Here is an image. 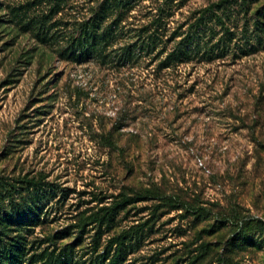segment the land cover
Segmentation results:
<instances>
[{"label":"rangeland","instance_id":"obj_1","mask_svg":"<svg viewBox=\"0 0 264 264\" xmlns=\"http://www.w3.org/2000/svg\"><path fill=\"white\" fill-rule=\"evenodd\" d=\"M25 1L0 0V18L7 5ZM95 1L76 0L66 19L87 16ZM164 1L139 3L122 23L119 45ZM219 1L172 0L163 39ZM222 4L217 13L231 33L225 47L165 69L158 51L137 52L124 64L71 62L57 46L0 25V214L23 195L35 200L26 179L43 187L37 222L19 231L11 222L7 240L20 233L28 255H56L72 244L79 264L96 231L88 225L79 244V218L126 196L134 201L102 228L103 242L132 232L123 264H264V226L248 231L252 240L235 242L244 216L264 220V0ZM209 23L214 39L224 33ZM145 189L196 202L206 214L196 221L182 209H157L159 200L139 197L150 195Z\"/></svg>","mask_w":264,"mask_h":264},{"label":"trees","instance_id":"obj_2","mask_svg":"<svg viewBox=\"0 0 264 264\" xmlns=\"http://www.w3.org/2000/svg\"><path fill=\"white\" fill-rule=\"evenodd\" d=\"M142 1L96 0L88 7L87 16L80 19L74 16L73 19L67 20L66 16L71 14L69 10L75 7L76 0H26L19 5H7V15L4 14L7 18H0V25L12 24L16 33H29L39 45L57 46L58 55L62 59L79 64L91 59L101 64H110L116 59L117 63L124 64L132 62L137 52L144 54H153L155 51L156 53L158 51V54L165 52L164 57L159 61L160 69L189 62L200 52L202 56H209L207 53H214V48L220 52L227 41L224 38L225 34H231L224 24L223 15L217 13L223 5V0H221L204 8L195 21L187 25L181 33H175L172 37L163 39L166 20L172 15L170 10L172 0H165L156 8V13L146 24L133 29L131 35L133 40L119 45L118 42L125 32L122 23L132 16V10ZM5 6L0 2V9ZM210 20H215L224 32L216 39L213 36L215 33H213V26L209 23ZM207 30H209L208 34H206ZM171 40L174 42L168 51L165 47L159 49L161 43ZM30 55L29 51L21 54L19 60H25ZM25 182L24 190H27L31 195L29 197L35 200L29 203L26 195H23L24 200L13 205L10 212L0 214V264H35L41 260L42 264H77L78 261L73 260L74 247L72 244H65L56 255L52 252L28 255L30 249L26 247L25 239L20 233L11 239H6L8 231H11L9 228L11 222L18 226L12 229L16 231L37 222L35 220L37 217L36 198L43 187L39 179L36 180L34 177L26 179ZM145 190L151 197L144 195L139 197L159 200L160 202L155 206L157 209L160 207L182 209L191 212L196 221L202 220L206 214L203 206L196 202L165 196L158 190ZM32 191L35 195H32ZM7 196L10 194L7 193ZM133 201L134 199L125 196L122 200H116L111 205H103L89 215L79 218V244L82 242L81 234L86 232L88 225H94L96 229L91 237L90 251L84 253V255H89L87 259H79V264H123L127 257L128 247H132V243H129L132 232L123 230L108 237L105 242L102 241V235L105 229H110L116 224L119 212ZM263 226L262 218L244 216L235 242L242 243L252 240V237L247 234L248 231L260 230ZM71 232L67 231V233ZM200 246H206V244L202 243ZM201 254L197 253L193 261L198 260Z\"/></svg>","mask_w":264,"mask_h":264}]
</instances>
